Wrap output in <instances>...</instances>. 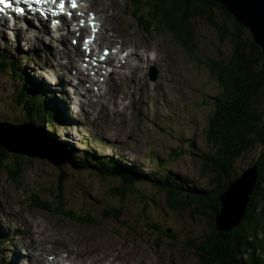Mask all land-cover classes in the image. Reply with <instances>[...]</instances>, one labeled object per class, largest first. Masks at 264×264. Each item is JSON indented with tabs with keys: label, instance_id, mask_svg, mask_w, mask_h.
I'll use <instances>...</instances> for the list:
<instances>
[{
	"label": "rangeland",
	"instance_id": "rangeland-1",
	"mask_svg": "<svg viewBox=\"0 0 264 264\" xmlns=\"http://www.w3.org/2000/svg\"><path fill=\"white\" fill-rule=\"evenodd\" d=\"M116 1L120 4L118 42L126 40L128 52H144L150 60L140 68L136 66L137 61L132 60L136 73L123 70L118 64H113L115 73H111L112 67L108 66L111 64H103L104 69L110 70L105 76L112 75L113 94L123 99L117 102L108 98L99 104L110 113L105 110L94 113L89 108L92 92H73L64 75L56 69V51L63 52L61 44L64 41L72 48L70 50L80 48L72 46L76 36L58 35L64 40L59 42L56 36L49 38L37 29L32 33L24 29L13 31L0 23V51L7 50L8 60L19 61L20 72L24 71L43 88L44 99L54 100L61 114L52 122L54 131L43 124H27L24 110L14 101L16 82L11 79V70L0 66V122L9 124H0V146L11 150L7 139L20 134V130L32 141L31 146L20 144L21 148L42 151V155L52 159L49 162L31 157L30 162L23 165L24 170L16 182L5 169L13 166V157L0 159V256L6 264H25L29 255H36L35 249L27 251L24 248L33 227L52 233H69L75 237L70 238L79 240L82 246L85 244L99 251L92 242L97 240L101 246H109L112 255L120 254L128 264H196L188 244H199L212 232L209 211L198 216L196 205L192 203L177 212L169 211L165 193L147 182V177L123 196L115 195V188H119L117 178L111 180L99 174L93 164L84 169L70 164L51 149L46 139L43 140L41 128L44 131L48 128L53 139L65 145V151L76 155L74 161L86 153L88 161L95 160L91 157L94 155L108 158L120 169L131 168L135 173L150 176L158 171L160 180L171 174L185 179L189 186L210 187L213 175L203 176L205 172L201 168L202 155L212 150L203 134L214 110L218 86L204 62L217 59L221 54L228 58L230 43L222 42L207 22L195 20L196 55L191 56L165 31L146 35L133 17L134 8L130 7L129 0ZM82 4L87 13L88 3L82 0ZM217 18L219 24L226 27L221 18ZM107 44L96 46L93 43L95 56L109 46ZM29 55L26 61L25 56ZM164 61L165 64L160 65ZM152 68L156 71L155 81L149 78ZM119 76H122L124 90H120L117 83ZM80 91L85 94L83 98L77 96ZM10 124L21 126L11 129ZM9 134L11 138H6ZM256 149L237 158L230 175L240 176L251 168L261 152L260 148ZM159 167L161 169L157 170ZM59 204L60 215L57 213L60 212ZM113 215L118 216V220ZM233 217L221 219V225H230ZM154 223L165 234L159 235L151 229L150 224ZM64 252L62 255L66 256Z\"/></svg>",
	"mask_w": 264,
	"mask_h": 264
},
{
	"label": "trees",
	"instance_id": "trees-1",
	"mask_svg": "<svg viewBox=\"0 0 264 264\" xmlns=\"http://www.w3.org/2000/svg\"><path fill=\"white\" fill-rule=\"evenodd\" d=\"M129 5L134 8L133 17H136L138 27L146 35L165 31L191 56L196 55L197 44L193 28L195 20L207 22L217 31L222 42L228 41L231 45V55L228 58L221 54L217 59H208L204 62L218 86V93L213 100L214 110L203 134L212 150L211 153L202 155L201 168L205 172L203 176L213 175L210 187L189 186L185 179L181 180L177 175L171 174L160 180L157 178L158 171L150 176L135 173L131 168L120 169L108 158L94 155L91 157L95 160L88 161L86 153L74 161L76 155L65 151V145L57 142L53 139L54 135L47 132L48 128L52 129V122L61 116L56 102L45 100L43 88L38 87L33 79L17 68L19 61L8 60L7 50L0 51V66L11 70V79L16 82L15 103L24 110L27 124L32 126L43 124L48 127L46 131L41 128L43 140L46 139V143L61 159L70 164L74 163L81 169L93 164L99 174L109 176L111 180L117 178L119 188H115V195L119 193L123 196L129 189L143 182L145 176L148 178L147 182L165 193L169 211L177 212L181 207L189 206L191 203L196 205L198 216L209 211L212 230L210 236L199 244L195 242L188 244L194 252L196 264H264V64L261 48L254 42L250 32L223 6L213 0H129ZM216 16L221 18L226 27L219 24ZM30 57L25 56V60H29ZM19 132L21 135L20 130ZM20 135L16 136L17 142L14 139H7L11 147L14 146L20 151L0 146L1 160L4 157H13V166L5 169L9 170L8 173L15 182L21 177L23 165L30 162L31 157L49 162L52 160L49 156L41 158L42 151L19 147V144L28 145L27 137L23 141ZM6 138H11L10 134L6 135ZM256 148L261 149L259 157L251 166L256 170V179L242 218L238 223L232 218L229 229L219 231L217 218L221 213V195L239 177L234 173L230 175L233 164L243 153ZM160 169L159 167L157 170ZM62 182L63 180L59 182V188ZM59 207L58 215L61 214V204ZM113 218L118 220L116 215H113ZM150 226L159 235L165 234L156 223ZM127 228L130 229L129 226ZM0 264H6L1 256Z\"/></svg>",
	"mask_w": 264,
	"mask_h": 264
},
{
	"label": "bare ground",
	"instance_id": "bare-ground-1",
	"mask_svg": "<svg viewBox=\"0 0 264 264\" xmlns=\"http://www.w3.org/2000/svg\"><path fill=\"white\" fill-rule=\"evenodd\" d=\"M79 2L82 5V0H79ZM86 2L88 3V11L86 14L89 13L91 16H93V20L96 23L100 24L101 32H99V34L97 35L94 44L96 46H99L100 44L107 42V45H109L100 50L98 56L101 55L102 51L106 50L107 55L106 60L99 64H93L97 60H94L87 56L80 57V54L82 52L84 53V50H81V48L70 50L72 48L68 47L66 41L62 40V37H58V35H61L60 29H57L52 33V30L44 24L37 23L36 27V25H34V22H31V24H24L19 18L16 19L12 25L9 24V22L4 23V27L12 28L13 31L24 29L30 31L31 33L33 29H37L39 33L43 32L44 34H46V36H49V38H54L56 36V38L59 39V42L64 41L63 44H61V49L63 52L58 53L59 51H56V69L59 71V73H61V76L64 75L63 78H65L68 85H71L73 92H76L78 90L92 92L91 94H89V97L92 98V104H90L89 108L94 113L96 110H98L97 112L105 110L106 113H110L109 109L105 107L103 108L99 106V104L103 103V101L107 100L108 98H111L112 100L115 99L117 100V102H122L123 99H119L113 94L115 86L112 81V75H104V72L106 71L103 68V64H118V67L121 66L122 69L124 68L125 70H130L131 73H136L137 68L132 66V60H136L138 63V65L136 66L140 68L142 66V63H145V61L149 62L150 59L148 58L149 56L147 57L144 55V52H128L127 47H125L126 40L124 41L123 39L122 42H118L119 40L117 38H119V33L117 31V28L120 27L119 2H117L116 0H86ZM115 10L118 12V16L116 15ZM63 25L67 27L68 23L65 22V24ZM78 46L81 47L80 45ZM92 50L95 51L93 48ZM63 54L65 55V57H63ZM139 58H141L142 60H139ZM164 64L165 61L160 65L163 66ZM81 66H85V68H81ZM111 71L115 73L114 70ZM121 77L122 76H119V81H117V83L120 85V90H124L125 86L123 85V83H121ZM131 77L134 76L132 75ZM123 79H125V77H123ZM82 91L78 92L77 96L81 95L83 98V95L85 94H83L84 92ZM120 93L124 94V92L122 91ZM62 108H64L63 105ZM25 137L26 136H24L23 134L20 135V139H22L23 141H25ZM12 139L17 141L16 136ZM26 139L28 144H32V141L30 140L31 138L27 137ZM40 148L42 149V147ZM71 236L69 235V233L68 235L63 234L62 232L60 234L59 231L52 233L46 231L45 229L42 230L39 228V230H37L36 227H33L24 243V248H26L27 251H29V248L35 249L36 255H29L28 260H25V264H36V262H39L40 264H128L123 260L124 258H122L120 254L112 255L111 248L107 245L101 246L102 243H98L97 240L92 242L95 247L99 248V251L85 244L82 246L79 240H77L78 242H76L74 239L70 238ZM64 251H66L67 253L66 256L62 255L65 254ZM48 255H50V257L47 258Z\"/></svg>",
	"mask_w": 264,
	"mask_h": 264
},
{
	"label": "water",
	"instance_id": "water-1",
	"mask_svg": "<svg viewBox=\"0 0 264 264\" xmlns=\"http://www.w3.org/2000/svg\"><path fill=\"white\" fill-rule=\"evenodd\" d=\"M213 1L223 6L240 25L244 26L250 32V34L253 36L254 42L261 48L264 64V0ZM149 78L152 81H155L156 71L154 68L150 70ZM20 146L21 145L19 144V147ZM12 147L11 150L20 151L19 149ZM40 157L43 158L44 155L41 154ZM255 179L256 170L254 167H251L247 169V171L243 172L237 179H235V181L232 182L223 192L221 195V213L217 218V229L219 231L229 229V225H221V219H224L227 216L231 217L233 215V218L237 223L240 221L243 212L245 211V206L249 199V195L254 188ZM238 212H240V214H238ZM237 214L238 216L235 219Z\"/></svg>",
	"mask_w": 264,
	"mask_h": 264
},
{
	"label": "snow or ice",
	"instance_id": "snow-or-ice-1",
	"mask_svg": "<svg viewBox=\"0 0 264 264\" xmlns=\"http://www.w3.org/2000/svg\"><path fill=\"white\" fill-rule=\"evenodd\" d=\"M3 2V0H0V3H2ZM73 6L75 7V4H73ZM0 11H2V9H0ZM87 43V42H86Z\"/></svg>",
	"mask_w": 264,
	"mask_h": 264
}]
</instances>
